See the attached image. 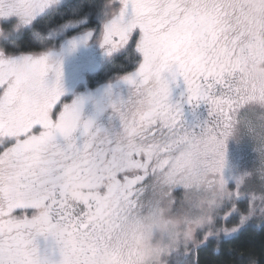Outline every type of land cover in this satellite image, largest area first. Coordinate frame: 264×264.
<instances>
[{"label":"snow or ice","instance_id":"obj_1","mask_svg":"<svg viewBox=\"0 0 264 264\" xmlns=\"http://www.w3.org/2000/svg\"><path fill=\"white\" fill-rule=\"evenodd\" d=\"M249 89L264 100V0H0V264H142L131 209L159 171L213 170ZM249 223L264 207L230 197L183 258Z\"/></svg>","mask_w":264,"mask_h":264},{"label":"rangeland","instance_id":"obj_2","mask_svg":"<svg viewBox=\"0 0 264 264\" xmlns=\"http://www.w3.org/2000/svg\"><path fill=\"white\" fill-rule=\"evenodd\" d=\"M243 97L234 114L237 131L219 147L213 170L196 180L174 182L167 169L159 171L131 209L129 239L134 231L142 264H191L193 257L184 259L183 253L199 242V230L230 197L235 202L239 195L250 208L264 207V100L251 96L250 89ZM206 116L207 109L202 119ZM216 243L212 238L201 250Z\"/></svg>","mask_w":264,"mask_h":264},{"label":"trees","instance_id":"obj_3","mask_svg":"<svg viewBox=\"0 0 264 264\" xmlns=\"http://www.w3.org/2000/svg\"><path fill=\"white\" fill-rule=\"evenodd\" d=\"M165 159H167V156L162 155L161 163ZM130 217L132 218V211L130 212ZM229 245L235 246L237 248H255L256 250H260L262 247H264V230H258L254 226L247 227L238 235H235L222 241L221 250L218 255L213 253L214 245H209L204 248V250H201L200 248L199 264H222V262L227 261L229 259L230 254L226 252V249Z\"/></svg>","mask_w":264,"mask_h":264},{"label":"flooded vegetation","instance_id":"obj_4","mask_svg":"<svg viewBox=\"0 0 264 264\" xmlns=\"http://www.w3.org/2000/svg\"><path fill=\"white\" fill-rule=\"evenodd\" d=\"M206 110V108L204 106H201L200 108H198L195 113H193L190 110H186L185 115L187 117V119H191L190 123H192L193 121L197 120V119H202V114L203 112Z\"/></svg>","mask_w":264,"mask_h":264},{"label":"clouds","instance_id":"obj_5","mask_svg":"<svg viewBox=\"0 0 264 264\" xmlns=\"http://www.w3.org/2000/svg\"><path fill=\"white\" fill-rule=\"evenodd\" d=\"M79 189H80V186L77 185V186H76V191H79Z\"/></svg>","mask_w":264,"mask_h":264}]
</instances>
